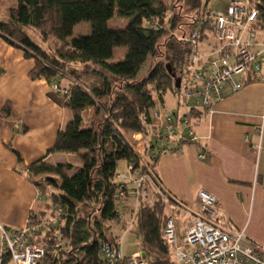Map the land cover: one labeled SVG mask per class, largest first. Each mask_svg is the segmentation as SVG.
Returning a JSON list of instances; mask_svg holds the SVG:
<instances>
[{
  "label": "trees",
  "instance_id": "16d2710c",
  "mask_svg": "<svg viewBox=\"0 0 264 264\" xmlns=\"http://www.w3.org/2000/svg\"><path fill=\"white\" fill-rule=\"evenodd\" d=\"M209 2L17 0L8 10V19L0 20V37L34 61L29 77L46 79L52 85L48 96L71 110L72 117L58 132L61 141L54 148L74 151L82 160L71 175L67 170L72 163L51 165L40 158L29 165L44 200V208L32 213L28 220L39 226L41 237L35 241L46 248L41 264H101V241H119L112 225L119 219L123 205L119 203L121 192L129 196L136 188V234L141 238L144 258L150 264H178L167 249L163 228L167 217L180 212L186 204L165 188L156 170L162 155L154 153L160 147L158 142L148 144L143 139V147L138 150L128 133H140L144 138L152 132L157 136L152 110L159 104L167 109V92L180 94L182 84L178 87L176 78L180 76L182 81L187 73L190 45L178 35L197 31L200 40L212 37L218 9L210 7ZM260 7L264 17V0ZM116 10L128 17L125 28L109 26ZM81 21L91 22V33L68 41ZM32 30L39 31L43 38L54 35L61 43L53 51L45 48L33 40ZM120 45L128 46L125 57L110 61L114 48ZM148 60L147 72L139 75ZM89 63L94 64L86 70L92 82L84 80V69L78 66ZM62 76L74 81L62 85ZM54 83L59 89L53 88ZM89 107L93 109L89 128L82 130L83 113ZM203 112L192 106L180 118L176 111L171 114L174 120L183 121L186 116L191 119ZM1 114L11 116L10 102L3 106ZM191 142L197 143L202 154L206 152L199 137ZM120 160L132 164L131 173L141 177L132 189L126 181H115ZM49 173L60 179L45 176Z\"/></svg>",
  "mask_w": 264,
  "mask_h": 264
},
{
  "label": "crops",
  "instance_id": "0c3cea01",
  "mask_svg": "<svg viewBox=\"0 0 264 264\" xmlns=\"http://www.w3.org/2000/svg\"><path fill=\"white\" fill-rule=\"evenodd\" d=\"M229 1L222 5L226 7ZM33 65L32 59L0 37V222L10 228L24 226L32 213L44 208L29 165L49 158L50 149L61 141L58 132L63 122L72 117L68 119L67 108L48 96L51 83L29 77ZM260 76L213 104L198 134L206 157L197 143L189 142L181 151L163 160L160 157L156 170L165 188L185 204L197 199L200 189L216 195L225 221L238 227L244 223L238 220V206L250 203L264 229V60ZM7 102L11 103V116L1 114ZM24 127L26 131H22ZM132 174L128 173L132 180L127 183L131 189L138 178V173ZM131 192L120 207L125 221L137 207ZM191 210H199L197 200ZM123 220L115 221L124 229V234H116L120 241L125 234H136L127 230ZM251 221L245 224L246 230ZM137 247L124 251L128 254Z\"/></svg>",
  "mask_w": 264,
  "mask_h": 264
},
{
  "label": "built area",
  "instance_id": "2783aa9c",
  "mask_svg": "<svg viewBox=\"0 0 264 264\" xmlns=\"http://www.w3.org/2000/svg\"><path fill=\"white\" fill-rule=\"evenodd\" d=\"M260 4L261 0H230L226 7L215 11L211 38L200 40L197 31L178 35L190 45L187 73L181 81L182 86L185 84L184 100L187 104L195 100L210 114L214 103L241 89L247 80L261 78L264 17ZM53 88L59 89L57 83ZM152 115L159 130L156 142L165 140L163 131L172 141L170 145H161L154 153L164 154L198 138L190 128V116L183 121L174 120L171 113L167 114L158 106L153 108ZM180 122L184 126L179 130L172 126ZM131 168L132 164H129L130 174ZM119 177L132 180L126 173H120ZM135 181L139 184L141 177ZM138 193V188L133 189L135 197ZM125 196L122 191L119 203L123 204ZM198 204L199 210L195 212L182 205L180 212L172 213L166 219L163 236L169 253L178 264H264V244L248 237L244 229L226 228L230 222L225 221L219 210L216 195L200 189ZM135 213L136 207L126 220V228L138 232ZM122 219L120 212L118 221ZM38 227L27 222L22 227L10 228L0 222V264L9 261L13 264H41L46 248L35 241L39 236ZM141 245L140 242L127 254L122 241L102 240L101 264H150L143 256Z\"/></svg>",
  "mask_w": 264,
  "mask_h": 264
},
{
  "label": "rangeland",
  "instance_id": "374dc122",
  "mask_svg": "<svg viewBox=\"0 0 264 264\" xmlns=\"http://www.w3.org/2000/svg\"><path fill=\"white\" fill-rule=\"evenodd\" d=\"M223 1L225 0H210L209 5L210 7L214 8V9H223L225 5L223 4ZM17 4V0H0V20L2 21H6L8 19V10L11 6H14ZM108 24L111 28L114 29H122L125 28L128 24V17L127 16H122L118 13V11H115V14L113 15V17L108 21ZM92 31V25L90 21H81L78 24L75 25L73 33L67 37L68 41H72L75 37H77L78 35H85V34H90ZM31 36L33 38L34 41H36L38 44H41L42 46H44L45 48H48L50 50H54L56 48V46H58L61 41L58 37L54 36V35H49L47 38H43L41 33L37 30H32L31 31ZM128 51V46L127 45H120L114 48L113 51V56L110 58V61L113 62H117L122 60L125 55L126 52ZM151 60H148L147 62H145L143 64V66L141 67V70L139 72V75H143L147 72V69L149 68ZM93 63H89L87 65H82V64H78L79 68L84 69V80H86L87 82H92V76L89 73H86V70H89L93 67ZM74 81L73 79H69V77H60V82L62 85H68L70 82ZM52 86V85H51ZM185 84L183 83V86L181 87V91L180 94L175 95L173 94L171 91L167 92L165 98H166V110H164L167 114L169 113H173L174 111H176L178 113L177 117L180 118L182 117L186 112H188L189 108L192 106L198 107L201 110L204 111V108L202 105H198L196 104V101L193 100L192 104H187L184 100V90H185ZM158 107H162L160 104L157 105ZM67 108V107H66ZM163 108V107H162ZM92 112L93 109L92 107L87 108L84 113H83V117H84V121L82 124V130L88 129L89 128V119L92 116ZM66 115L67 118L69 119L72 116L71 110L69 108H67L66 111ZM207 116H209V113L207 112H203L201 114V116L197 117V116H192L191 120H190V128H192V130L197 134L200 133V130L202 128V126L205 125V122L207 120ZM67 119V120H68ZM180 121V120H179ZM66 123V119L63 122V126L64 127ZM173 127L177 128V130L180 129V126H184V124L182 122H180L178 125ZM61 128V129H62ZM162 130H164V128H162ZM163 134L166 138L165 141L158 143L159 146L161 145H170L172 143V141L170 140V138H168L167 133L163 131ZM128 135L131 137H133V141H135L136 147L138 150L142 149V145H143V139L145 142H147L148 144H152L154 141H156V137L155 134L151 133H147L144 138L142 137V135L140 133H133L131 134L130 132L128 133ZM189 142H185V144L183 145V147H180L178 149L175 150H171L168 151L164 154L161 155V160H163V158H165L168 155L173 154L174 152H179L181 151L184 146L189 145ZM156 145L155 149L158 148ZM143 156L146 159H150V157L148 158V154L143 153ZM49 158L44 160L45 162L51 164V165H55L58 162H63V163H72L73 167L69 170H67V174L71 175L73 174L81 165H82V160L80 158V156L74 152V151H70V150H61V149H57L54 148L52 150V154H50V156H48ZM123 172H128V165H127V161L125 160H120L118 163V167H117V174L115 176V181L119 182L121 180L126 181V182H130L131 180L129 178H122L119 177L118 174L119 173H123ZM126 173V174H128ZM31 178H36V174H32ZM56 176L59 178V175H53V174H46L45 176ZM134 175V174H131ZM40 177V176H39ZM60 179V178H59ZM196 183V182H195ZM54 190H57L54 188ZM52 191V190H50ZM42 199L43 202V198ZM39 199V200H40ZM197 200L198 202V194H197V199L195 198L194 201H190L189 204L186 203V205L188 207H192L193 203ZM234 206H238L237 204H234ZM238 208H240V212H239V218L238 220L242 222L244 221L243 225L241 227L236 226L234 223H230L229 225H225L226 228L227 227H233V229L235 230H239V229H244L245 233L248 235V237L250 238H254V240L264 244V229H262L261 225H259L260 223H258V215L256 213H253V210H251V204L250 203H246L244 202V205L242 206H238ZM184 218V217H182ZM252 219V221H251ZM123 220V219H122ZM125 221V220H123ZM249 221H251L250 224V228L249 230H246V226L245 224ZM257 222L258 226L254 224V222ZM126 222V221H125ZM123 222V223H125ZM113 231L115 234L120 233L124 234V229L120 226H118L117 223H113ZM127 226V225H126ZM256 235V237L253 236ZM258 236V237H257ZM140 236L138 234H125L122 240V247L123 249H127V248H134L137 247V242L140 240Z\"/></svg>",
  "mask_w": 264,
  "mask_h": 264
},
{
  "label": "water",
  "instance_id": "95a60500",
  "mask_svg": "<svg viewBox=\"0 0 264 264\" xmlns=\"http://www.w3.org/2000/svg\"><path fill=\"white\" fill-rule=\"evenodd\" d=\"M180 82H181V77L178 76V77L176 78V84H177L178 87H179V85H180Z\"/></svg>",
  "mask_w": 264,
  "mask_h": 264
}]
</instances>
